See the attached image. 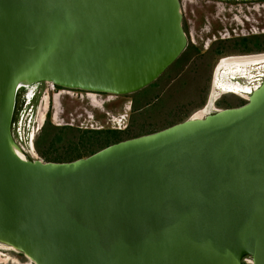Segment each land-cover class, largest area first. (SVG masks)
I'll return each instance as SVG.
<instances>
[{
    "label": "water",
    "instance_id": "95a60500",
    "mask_svg": "<svg viewBox=\"0 0 264 264\" xmlns=\"http://www.w3.org/2000/svg\"><path fill=\"white\" fill-rule=\"evenodd\" d=\"M185 44L179 0H0V242L34 264H264V78L82 157L16 151L18 87L129 93Z\"/></svg>",
    "mask_w": 264,
    "mask_h": 264
},
{
    "label": "rangeland",
    "instance_id": "374dc122",
    "mask_svg": "<svg viewBox=\"0 0 264 264\" xmlns=\"http://www.w3.org/2000/svg\"><path fill=\"white\" fill-rule=\"evenodd\" d=\"M179 1L182 27H185L186 21L191 31L193 27L197 34L203 31L204 26H209L206 19L215 25L219 19L230 22L231 18L225 17L232 12L238 16L232 21L238 28L242 26L240 31L264 32V7L258 10L259 15L249 7L255 2L264 3V0H231L230 3L223 0ZM239 7L243 11L239 12ZM234 30H237L236 27ZM246 37L248 41L245 46L249 47L246 52L264 51V34ZM255 37L258 38V47L253 43ZM216 46L221 50L217 55L201 53L202 46L192 52L181 51L153 81L129 93L114 95L61 86L52 89L48 82H37L28 88V93L33 92V98L23 103L17 112L12 126L14 142L26 158L65 161L88 155L105 143L154 131L191 116L206 107L216 58L222 54L245 51L240 38L219 40ZM191 54L194 56L189 59ZM241 95L246 97V93ZM244 100L236 94L225 92L216 97L212 104L215 108H221L241 104ZM41 115L43 119L39 124ZM46 122L65 126H62L61 138L50 146L46 137H39L41 125ZM117 124L125 128L114 135L106 131ZM94 129L100 131L94 132ZM0 264L34 263L17 249L0 247Z\"/></svg>",
    "mask_w": 264,
    "mask_h": 264
},
{
    "label": "flooded vegetation",
    "instance_id": "af4514ba",
    "mask_svg": "<svg viewBox=\"0 0 264 264\" xmlns=\"http://www.w3.org/2000/svg\"><path fill=\"white\" fill-rule=\"evenodd\" d=\"M223 1L224 2L228 1V3H230L229 1L231 0H223ZM233 1H243V0H233ZM227 9H229L230 11V7H227ZM239 10L243 11L241 7ZM257 14L259 15L260 12L258 11ZM241 15H244V14H241ZM228 17L231 18L230 22L222 21L219 19L220 21L219 20L216 21L217 25H215L214 22H211L209 19H206L209 26L203 25L204 26L203 28L205 30L202 29L203 31H200L199 34H197V32L194 31L193 27L191 31V29L188 27V23H186V21L184 20L186 24L184 23L185 27H182V29L186 30V33L183 30L185 33V37H186V44L183 50H188V51L190 50L192 52L193 50L195 51L197 47L202 46L203 48L202 47L200 48L201 53L203 54L209 53V54L217 55L218 53L221 52L220 48L216 46V42L219 40L222 41L224 39L228 40V39H234V38L236 39L240 38L241 40L244 37L247 38L246 37L247 35H260V34L263 35L264 34V32L255 33V32L248 31V30H245L244 32L240 31L239 29H242V26L238 28V25L234 24L232 21L234 19L236 20V17H238L236 16L235 12H232V14L227 15L225 19ZM240 19L241 18L239 17V20ZM231 24L233 26H230ZM235 27L237 30H234ZM248 27L249 26H247L246 28ZM194 35L196 37H194ZM241 42L244 45V47L242 48L245 51L222 54V55H219L218 57L216 56L217 62L212 71L211 92L208 97L207 103L205 105L207 108L206 107L203 108V111L205 114L217 109L212 104L213 100L216 97L220 96L221 94L225 92H230L232 94L238 95L241 98L246 99V97H242L241 93L243 94L246 93V96H247L249 90L255 87L264 78V68H261L262 66H264V51L261 50L257 52H250V51L246 52L248 51L249 47L245 46V43L243 41ZM245 47H247V49ZM252 55H260L262 56V58H259L258 60H247V61H242V62H223L221 63L222 60L228 59L231 57L239 58L242 56H252ZM193 56L194 54H191L189 59H192ZM242 263L244 264L243 258H242Z\"/></svg>",
    "mask_w": 264,
    "mask_h": 264
},
{
    "label": "trees",
    "instance_id": "16d2710c",
    "mask_svg": "<svg viewBox=\"0 0 264 264\" xmlns=\"http://www.w3.org/2000/svg\"><path fill=\"white\" fill-rule=\"evenodd\" d=\"M240 41H243L244 43H246V41H248V40H247V38L244 37ZM253 43L256 45V47H258V38L255 37ZM245 48L247 49V47H245ZM34 84H36V83H34ZM55 86H57V85H55ZM57 87H60V86H57ZM32 98H33V92L31 91V93H28V87L27 86L18 87V89H17V91L15 93V100H14L13 112H12V117H11V128L14 125L16 116L18 114L17 112L20 111V107L22 106V104L23 103H28ZM47 116L49 117V114H47ZM62 126L65 127L64 125H58V124L57 125H53V124H50L49 122H46V124H42L41 125L39 137L40 138L46 137L48 139V145L50 146L54 142L58 141L61 138V136H62L61 135V131L63 130ZM67 128H69V127H67ZM123 128H125V127H123ZM123 128L107 129L106 131H108L112 135H114V134H116L115 132H117L119 129H123ZM114 129H116V130H114ZM93 131L94 132H98L100 130L99 129H94ZM125 138H127V137H125ZM122 139H124V138H122ZM117 140H115V141H117ZM37 141L38 140L36 139L35 140V144L36 145H37ZM112 142H114V141H112ZM109 143H111V142H109ZM109 143H105L103 146H105V145H107ZM103 146H101V147H103ZM101 147H99V148H101ZM69 160H71V159H69Z\"/></svg>",
    "mask_w": 264,
    "mask_h": 264
},
{
    "label": "bare ground",
    "instance_id": "6f19581e",
    "mask_svg": "<svg viewBox=\"0 0 264 264\" xmlns=\"http://www.w3.org/2000/svg\"><path fill=\"white\" fill-rule=\"evenodd\" d=\"M259 58H262V56H260V55H252V56H242V57H231V58H228V59H224V60H222V62L221 63H223V62H242V61H247V60H258ZM46 82H48L49 83V85L51 84V82H49V81H46ZM30 86H32V85H29V86H27L28 88L30 87ZM93 92V91H92ZM207 108V107H206ZM205 113H204V111L202 110V111H199V112H196V113H194L193 115H191V117H201V116H203ZM42 119H43V117H42V115H41V117H40V119H39V124H40V122L42 121ZM16 151H17V153L19 154V155H23L22 154V152H20L17 148H16ZM0 247H4V248H6V249H11V250H16V248L15 247H13L12 245H10V244H6V243H4V242H0ZM30 261H32L27 255H25ZM33 262V261H32Z\"/></svg>",
    "mask_w": 264,
    "mask_h": 264
},
{
    "label": "built area",
    "instance_id": "2783aa9c",
    "mask_svg": "<svg viewBox=\"0 0 264 264\" xmlns=\"http://www.w3.org/2000/svg\"><path fill=\"white\" fill-rule=\"evenodd\" d=\"M249 7H251L252 9H254V10H256L257 12H258V10L260 9V8H263L264 7V3L263 2H260V3H258V2H255V4L254 3H252V5L251 6H249ZM239 9H240V7H239ZM239 9H237L238 11H241V10H239ZM253 24H251V26H252ZM249 29V28H248ZM261 30H262V28H261ZM260 30V31H261ZM50 88H54L55 87V85L54 84H50ZM113 126V128H121L120 127V125H112ZM243 259H244V264H252V260H251V258H250V256L249 255H244L243 257H242Z\"/></svg>",
    "mask_w": 264,
    "mask_h": 264
}]
</instances>
